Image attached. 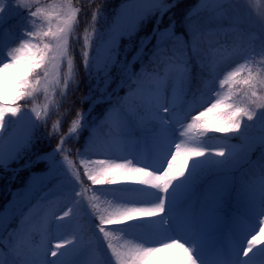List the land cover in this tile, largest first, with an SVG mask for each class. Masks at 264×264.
Segmentation results:
<instances>
[{"label":"snow or ice","instance_id":"1","mask_svg":"<svg viewBox=\"0 0 264 264\" xmlns=\"http://www.w3.org/2000/svg\"><path fill=\"white\" fill-rule=\"evenodd\" d=\"M93 3L0 0V169L31 152L60 107L57 90L79 88L74 34ZM175 7L122 0L110 17L92 8L80 50L88 108L23 165L45 164L51 187L0 210V264H146L154 253L173 264H264V11L245 18L236 0H197L162 27ZM233 197L244 211L229 215Z\"/></svg>","mask_w":264,"mask_h":264},{"label":"trees","instance_id":"2","mask_svg":"<svg viewBox=\"0 0 264 264\" xmlns=\"http://www.w3.org/2000/svg\"><path fill=\"white\" fill-rule=\"evenodd\" d=\"M196 0H183L178 2L177 6L173 8L168 14L165 15L164 17V24L162 25L165 26L168 21L169 16H174L177 21L179 22L180 19L183 17L185 12L195 3ZM122 0H95V3H93L91 6H85V11L87 12V16L85 17L83 14L81 16V23L79 25V28L77 29V32L74 34V36H80L81 39L78 42L73 43V55L75 58V63L77 65L78 71H79V76L78 79L80 80L79 88L75 89H70V94L68 96V99L66 98L65 100V107H64V118L63 122L60 127V132L57 135L54 136H49V132L51 130V126L47 128H42V130H39L37 133L38 139L36 143L34 144L31 152H29L25 158L19 163L15 164V167L22 166L25 164V162L29 159H32L36 157L38 154H41L42 152L49 151L52 148L56 147V144L59 140V136L63 135L66 133L67 128L71 120L75 118L76 112L78 110H86L88 108L87 103H81L82 97L86 94L87 92V87H86V77L83 72V67L81 64V57H80V50L82 46V33L83 29L85 26V21L91 19V10L96 6V4H101L105 13L109 15V17L113 14L114 10L118 8V6L121 4ZM74 4H77V0H73ZM81 6V5H77ZM103 19L101 18L99 23L97 24V27L100 28L103 25ZM152 22L150 21L146 26H144L133 38V47L132 50L128 52V57L134 53L135 51V41H137L141 36H144L146 34H149L152 29ZM221 36L220 38H222ZM121 53H123V47L128 43L127 39H122L121 40ZM22 103V102H21ZM103 105H97L95 111L93 113H96L97 111H100ZM219 135V134H216ZM75 141L70 140L67 141L66 146L70 148H74L75 146ZM258 154V152H257ZM256 154V155H257ZM29 170H24L20 174H18L15 178H13V174L5 171V170H0V175H1V182L0 186L2 185L3 182H5L4 185V190L0 193V210H4L5 207L8 206L11 192L15 190L18 187V182L21 178L24 176L28 175ZM99 187V186H96ZM106 187V186H105ZM10 188V192H8L7 189Z\"/></svg>","mask_w":264,"mask_h":264},{"label":"rangeland","instance_id":"3","mask_svg":"<svg viewBox=\"0 0 264 264\" xmlns=\"http://www.w3.org/2000/svg\"><path fill=\"white\" fill-rule=\"evenodd\" d=\"M49 2H51V0H41V3H49ZM196 2H197V0L195 1L194 4H196ZM236 3H237V7L239 8L241 16H243L245 18L249 17V15H252V19H256L255 13L258 10L264 11V0H249L248 4H245L244 0H236ZM173 18L176 19L174 16H173ZM14 23H15V20H12L9 22V24H14ZM167 23H168V21H167ZM8 26L9 25H5V27H8ZM2 31H3V29H0V32H2ZM252 31H255V30L253 29ZM13 42H14V40H8V43H13ZM256 43H258V41ZM70 89H72V88L70 87L68 89V94L66 96L67 99H68L70 92L74 91V90L70 91ZM66 98H61L59 95V90H57V93L55 95V100L57 102H59L60 107L58 109L55 107L50 109L49 116L47 119V125L42 126L39 130H42V128H47V127L51 126L57 120L61 119V117L64 118V112H65L64 107L66 104L65 103ZM22 103H24V102H22ZM37 103L38 104L44 103L43 95H41L39 97V99L37 100ZM103 107L101 108L100 111L93 113L92 116L95 117L96 115H98L103 110ZM62 122H63V120H62ZM12 128L16 129L18 131H22L23 125H13ZM231 142L234 144L239 143V141H237L235 139L232 140ZM74 143H75V146H74V148H72L73 153L70 156V159L76 161L78 164V160H77V157L75 155V149L79 148L80 145L76 142H74ZM256 154L257 153L253 154V158H255ZM24 158H25V156L22 159H20L18 162H13L10 165L9 172L13 173V170L16 169L14 165L19 164ZM92 158L93 159H103L105 157H103L101 155H96V156H93ZM0 170H3V169H0ZM0 182H1V175H0ZM85 182H86V187L88 185H90V182H87L86 178H85ZM52 183H54V181ZM4 185H5V182H3L2 185L0 186V193L2 192V190H4ZM122 186H123L122 184L118 183V184L108 186V187L119 188ZM49 187H51V183H49L48 177L46 175V165L43 163H40L36 166H33L28 171V175L24 176L23 178H21L19 180L18 187L15 190H13V192H11V196H10V200H9V204H8L7 208L11 210L13 207V204H15L17 209L25 208V206L30 204V202L34 204L38 198V195H43V193L45 191H47ZM7 190H8V192H10V189H7ZM93 195H94V193L92 191H88L85 195V203H87V198L92 197ZM104 199L105 198L102 196L101 202H103ZM109 199H110V197H109ZM237 200H238L237 197H233V199L228 202L227 213L229 215L236 214L238 211L239 212L244 211L243 207L237 203ZM63 205H64V201H63V199H61L60 205H59L61 211L63 210ZM84 235H85V239L87 240L90 236V233L85 231ZM116 235L119 236V234H116ZM123 242H124V240H122V239L114 240V243H123ZM146 264H173L172 254L166 253V254H164V258L158 260L157 254L154 253L152 255V257L146 262Z\"/></svg>","mask_w":264,"mask_h":264}]
</instances>
